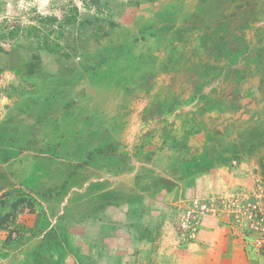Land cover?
<instances>
[{"label": "rangeland", "instance_id": "1", "mask_svg": "<svg viewBox=\"0 0 264 264\" xmlns=\"http://www.w3.org/2000/svg\"><path fill=\"white\" fill-rule=\"evenodd\" d=\"M263 234L264 0H0V264H264Z\"/></svg>", "mask_w": 264, "mask_h": 264}, {"label": "built area", "instance_id": "2", "mask_svg": "<svg viewBox=\"0 0 264 264\" xmlns=\"http://www.w3.org/2000/svg\"><path fill=\"white\" fill-rule=\"evenodd\" d=\"M197 207L198 208H202L205 209L206 206H203L201 204H199V202H197ZM201 219L198 216H188L186 218H183V220L180 223V226L183 230V232L185 233V235L189 238L192 239H196L200 230V224H201ZM264 235V234H263ZM254 245L260 249V250H264V237L261 236L255 243Z\"/></svg>", "mask_w": 264, "mask_h": 264}, {"label": "crops", "instance_id": "3", "mask_svg": "<svg viewBox=\"0 0 264 264\" xmlns=\"http://www.w3.org/2000/svg\"><path fill=\"white\" fill-rule=\"evenodd\" d=\"M187 246H189V245L181 244L179 246V250L181 252H184V251H186ZM190 246H193V245H190ZM211 246H209V247L206 246V247L202 248L203 251L206 253V255L204 254L202 256L201 260L204 262L207 261L205 264H222V263L223 264H238L237 253H233L234 251L232 249L229 250L228 257L221 256L220 254L219 255L216 254V255L211 256V255H208L207 253H210L211 251H213V252L218 251L213 246H212L213 248H211ZM189 261L191 262L192 260L190 259Z\"/></svg>", "mask_w": 264, "mask_h": 264}]
</instances>
